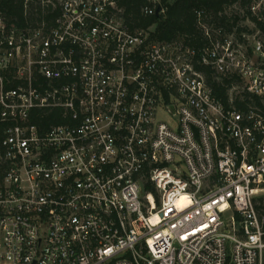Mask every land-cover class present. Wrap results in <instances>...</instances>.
Segmentation results:
<instances>
[{"label":"built area","instance_id":"2783aa9c","mask_svg":"<svg viewBox=\"0 0 264 264\" xmlns=\"http://www.w3.org/2000/svg\"><path fill=\"white\" fill-rule=\"evenodd\" d=\"M36 1L0 15V264H264V0L250 31L197 12L200 47Z\"/></svg>","mask_w":264,"mask_h":264},{"label":"trees","instance_id":"16d2710c","mask_svg":"<svg viewBox=\"0 0 264 264\" xmlns=\"http://www.w3.org/2000/svg\"><path fill=\"white\" fill-rule=\"evenodd\" d=\"M114 1L123 11L125 21L132 29L149 30L151 40L158 42L180 40L192 47L202 46L205 41L198 24L197 12L199 11L204 13L202 19L204 22L225 26L232 30L238 25L240 18L226 15V10L239 5L240 8L246 10L245 17L258 24L250 12L253 0H161L164 12L160 16L142 14L141 9L149 5L147 0ZM0 15L8 24L36 25L43 20L53 22L57 16V9L52 11L51 7L42 8L36 0H0ZM212 85L217 97L225 102V88L223 89L216 83ZM244 106L237 105L240 109ZM144 190L151 192L157 199L155 190L150 184L146 185ZM255 201H261V199L258 198ZM256 207L264 209V207Z\"/></svg>","mask_w":264,"mask_h":264},{"label":"rangeland","instance_id":"374dc122","mask_svg":"<svg viewBox=\"0 0 264 264\" xmlns=\"http://www.w3.org/2000/svg\"><path fill=\"white\" fill-rule=\"evenodd\" d=\"M245 12H246L245 9L240 8L239 5H235V6L230 7L226 10V15L238 16L240 18V22L238 23V25H240L241 28H243V30H246V31L253 30V26L251 24L250 19L245 17ZM258 197L261 199V201H257L256 205L259 207H264V191L262 193L258 194L256 196V199H258Z\"/></svg>","mask_w":264,"mask_h":264},{"label":"water","instance_id":"95a60500","mask_svg":"<svg viewBox=\"0 0 264 264\" xmlns=\"http://www.w3.org/2000/svg\"><path fill=\"white\" fill-rule=\"evenodd\" d=\"M159 12H160V7H158V8L156 9V16H158Z\"/></svg>","mask_w":264,"mask_h":264}]
</instances>
